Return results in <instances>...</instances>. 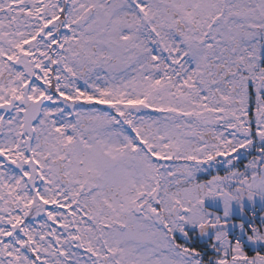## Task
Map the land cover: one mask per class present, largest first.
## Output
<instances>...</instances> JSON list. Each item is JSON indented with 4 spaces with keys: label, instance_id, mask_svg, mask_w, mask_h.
Instances as JSON below:
<instances>
[{
    "label": "snow or ice",
    "instance_id": "1",
    "mask_svg": "<svg viewBox=\"0 0 264 264\" xmlns=\"http://www.w3.org/2000/svg\"><path fill=\"white\" fill-rule=\"evenodd\" d=\"M0 264H264V0H0Z\"/></svg>",
    "mask_w": 264,
    "mask_h": 264
}]
</instances>
